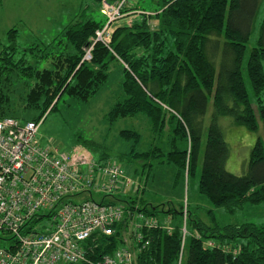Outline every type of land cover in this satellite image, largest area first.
<instances>
[{
	"label": "trees",
	"instance_id": "trees-1",
	"mask_svg": "<svg viewBox=\"0 0 264 264\" xmlns=\"http://www.w3.org/2000/svg\"><path fill=\"white\" fill-rule=\"evenodd\" d=\"M93 1L100 8L102 0ZM150 2L155 5L150 10L152 14H146L145 8L125 3L121 11H141L140 20L133 25L116 26L110 41L115 54L97 42L90 61L81 62V57L88 38L106 21L101 12L103 20L79 17L66 26L60 35L67 47L61 46L60 51H51V55L45 51L34 63L23 55L17 58V63L25 64L24 67L9 62L17 31L14 27L9 29L7 43L0 40V117L13 116L6 95L11 75L34 78L26 85L25 107L41 108L38 116L26 119L36 121L46 110L55 107L62 93L82 100L92 96L106 81L108 64L117 55L126 64L122 80L125 96L109 109L108 121L143 114L156 137L161 136L166 126L172 131L169 149L152 144L135 151L134 144L140 141L141 134L135 129L120 130L121 137L132 140L128 158L144 160L148 166L172 164L177 176H189L201 162L199 193L213 207H222L230 213L244 203L263 202L261 136H257L243 172L235 174L226 168L230 150L220 124V118L228 116L234 125L257 131L261 122L264 133V17L256 45L250 47L245 60L246 42L261 0ZM49 45L52 46L45 44V48ZM34 47L37 46L23 50ZM39 62L43 63L41 69L36 66ZM19 68L23 69L21 75ZM210 103L211 113L206 120ZM181 139L185 142L183 147L178 146ZM79 140L90 151L99 147L93 140L81 137ZM95 157L110 160L106 152ZM126 202L134 206L136 199ZM184 208L185 214L183 206L179 210L161 209L168 215L178 212L182 216L183 222L172 224L170 230L161 226L143 230L148 243L137 253V264H178V261L180 264H264V224H219L212 208L207 210L212 223L208 224L191 214L188 204ZM138 209L147 216L157 212L155 207L138 206ZM120 227L112 235L98 233L95 257L111 254L120 246ZM208 240L214 245L208 246Z\"/></svg>",
	"mask_w": 264,
	"mask_h": 264
},
{
	"label": "built area",
	"instance_id": "built-area-1",
	"mask_svg": "<svg viewBox=\"0 0 264 264\" xmlns=\"http://www.w3.org/2000/svg\"><path fill=\"white\" fill-rule=\"evenodd\" d=\"M127 2L101 1L106 21L84 46L81 62L91 60L97 42L113 52L111 25ZM42 120L0 117V239L8 241L0 247V264H137V253L148 243L143 230H170L172 223L117 199L131 180L115 161L98 160L86 147L42 146L36 138ZM118 225L120 246L95 257L98 233L112 235Z\"/></svg>",
	"mask_w": 264,
	"mask_h": 264
},
{
	"label": "rangeland",
	"instance_id": "rangeland-1",
	"mask_svg": "<svg viewBox=\"0 0 264 264\" xmlns=\"http://www.w3.org/2000/svg\"><path fill=\"white\" fill-rule=\"evenodd\" d=\"M58 1L61 2L60 5L58 4ZM81 1L83 3V8L85 9L88 7L87 12L90 14L92 13L94 19H104L100 8H98L93 0H36L37 4L43 6L33 7L31 13L34 15L42 13L43 15L61 14L64 16L66 15L67 10L70 9L71 12L68 14L72 17L75 4H78ZM15 3L20 9L19 12H21V10L24 9L22 1H15ZM127 3H129L130 6L135 5L136 7L145 9L153 8L155 6L154 4H151L150 0H128ZM86 4L88 6H86ZM77 9L79 8L77 7ZM133 14L142 15L141 13L124 12V15L115 20L111 25V37L116 26L123 24L133 25V23L140 20L137 16H131ZM263 17L264 0H261L255 15L254 28L246 42L247 49L245 60L248 57L250 47L256 45L259 35V26ZM45 23L48 22L45 21ZM49 23L53 25L49 29L54 27L52 31H44L43 34H41V37H39V42H37L39 45L31 50H25V52L23 49L27 47L30 48V46L32 47L33 45H30V43L34 41L30 36H22L24 30L17 26L18 29L21 28V35L16 38V46L9 56V62L11 64H13V62L17 63L16 59L22 55L34 63L33 60L41 58L39 56L43 55L45 51H48L49 55H51L54 49H56L55 46L51 45L45 48V44L65 42V39L59 34L55 37L52 36L60 32L61 29H56L60 26V22L55 21ZM41 28H43V26H41ZM44 29L47 28L44 26ZM1 32L2 31L0 30V33ZM35 36L37 35L35 34ZM5 37L6 36L0 35L1 42L7 43ZM90 37L88 38L86 45L89 44L88 42L91 40ZM42 42L43 44H41ZM8 52H10V50H8ZM113 54H115V52ZM115 56L116 60L110 61L108 64V77L106 81L100 85L98 90L87 100L78 99L67 93H62L59 98L58 96L56 97V99L58 98V101L55 107L52 110H49L50 108L46 110L43 120L39 125L36 134L38 142L42 146L50 148L56 147L60 150L67 151L71 148L84 147L81 144L79 137L95 141L99 144V147L92 148V153L95 156H98L100 153L106 152L111 161H115L121 165L128 177L139 182L140 191L135 195L136 202L134 204H137L140 207H155L157 212L154 216L164 225H168V221L172 224L179 223L182 221V216L178 212H173L168 215L161 209L171 207L179 210L183 206V213L185 214L186 211L184 207H186V204H188L191 214L198 216L208 224H212L207 213V210L210 208L213 209L214 216L219 224L243 222L264 224V201L258 204L244 203L242 207L236 209L232 213L226 211L222 207H213L209 200L198 191V178L201 170V162L198 163L194 173H190L189 176L186 174L177 176L176 168L172 164H153L148 166L144 163V160H133L130 157L128 158L127 153L130 151L132 140L121 137L119 135L120 130L135 129L141 134L140 141L134 144L135 151L145 150L152 144L158 145L162 149H169V138L172 134L169 127L166 126L161 136L156 137V135L151 132L149 120L143 114L119 118L112 123L108 121L106 116L109 109L117 100L122 99L125 96L122 89V80L123 66L126 67V64L117 55ZM17 65L19 67L25 66V64L20 63H17ZM36 66L38 69H41L43 63L39 62ZM18 70L21 75L23 69L19 68ZM11 76L12 77L8 79L10 83L8 82L9 85L6 90V95L11 101V105H9L10 114L20 121H26L28 118L38 116L41 108L25 107L27 93L26 85L32 83L34 78H28L23 75ZM244 77L246 84L249 86L246 71H244ZM210 113L211 103L208 107L206 120H208ZM220 124L230 150V158L226 168L232 173L241 174L248 162L250 149L258 135L261 136L264 143L262 124L259 122L258 130L253 131L247 129L245 126L234 125L231 118L228 116L220 118ZM250 139H252V142ZM184 144L185 142L182 139L178 141V146L183 147ZM131 192H133V190L130 188L127 190L126 194L117 197V199H123L124 201L131 200L130 198H132L134 194ZM94 197L97 198V195L94 194ZM7 244L8 241L0 239V247Z\"/></svg>",
	"mask_w": 264,
	"mask_h": 264
},
{
	"label": "crops",
	"instance_id": "crops-1",
	"mask_svg": "<svg viewBox=\"0 0 264 264\" xmlns=\"http://www.w3.org/2000/svg\"><path fill=\"white\" fill-rule=\"evenodd\" d=\"M15 1H19V0H0V30L2 31L0 33V35L6 36V32L9 29L14 27L15 29H17V31H16V38H17L21 35L20 29L23 28L24 31L22 33V36H24V37L30 36L34 41V42H31L30 45L38 46L39 44L37 42H39V37H41V34H43L44 31H52V29L54 27L52 29H49L53 26L49 22H55V21L60 22V26L57 27L56 29L57 30L61 29V30L57 34L52 35L53 37H55L58 34L60 35L62 33V30L66 26L70 25L72 22H75L79 17H81L80 19H86V18L92 17V13L90 14L87 12L88 7H86L85 9L83 8L82 1L78 4H75V7L73 8L74 13L72 14V17L70 16V14H68L71 12L70 9L67 10V13H66V15L68 14L67 17H66V15L62 16L61 14H44L43 15L42 13H40V14L34 15L31 13L32 8L43 6V5L37 4L36 0H20V1H22V4L24 5V9H22L21 12H19L20 9L15 5L16 4ZM60 3L61 2L58 1L59 5H60ZM86 6H88V5L86 4ZM77 7L79 9H77ZM145 10L147 11L146 14H152L153 13L152 11H150V10H152V7L145 9ZM140 12L141 11H137L136 13H140ZM130 13H134V12L131 11ZM131 16H134V17L137 16L140 18L139 14H133ZM62 18H64V19H62ZM45 21H47L48 23H45ZM17 26L21 27V28L18 29ZM41 26H43V28H41ZM44 26L47 29H44ZM35 34L37 36H35ZM41 44H43V42ZM57 44L52 43V46L56 47V49H54L55 52L60 51L61 46L67 47V43L64 41L62 43H57ZM113 60H116V59H113ZM169 130L171 131L170 127H169ZM151 132H152V130H151ZM171 133H172V131H171ZM250 140L252 142V139H250ZM169 141H170V138H169ZM229 158H230V156H229ZM229 158L227 160V164L229 162ZM227 164H226V166H227ZM124 173H125V176L128 177L125 170H124ZM128 178L131 180V189L133 190V192H131V193H134L132 198H130V199H134V198L136 199L135 195H137L140 191V183L132 180L130 177H128ZM135 184H138V186H137L138 189L137 190L135 189V191H134L133 188H134Z\"/></svg>",
	"mask_w": 264,
	"mask_h": 264
}]
</instances>
